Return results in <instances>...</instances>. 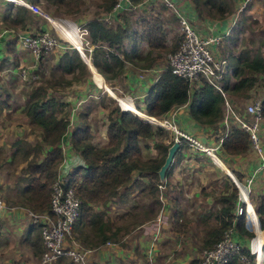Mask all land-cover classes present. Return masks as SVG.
<instances>
[{"label":"crops","instance_id":"0c3cea01","mask_svg":"<svg viewBox=\"0 0 264 264\" xmlns=\"http://www.w3.org/2000/svg\"><path fill=\"white\" fill-rule=\"evenodd\" d=\"M24 1L32 4V2H41L42 0ZM239 1L241 0H233L232 2L229 1L227 4L223 0H206L202 2V8H196L192 2L189 3L187 0H176V3L180 7V11L202 36L225 35L223 46L225 43L228 45L233 43V45L227 46L228 48L231 47L233 50V52L229 53L230 58L232 56H237L239 53L240 42L237 41V39H241L244 34V17L239 21L241 31L237 29V26L235 27L237 18L239 17L237 16L238 12L245 0H242L240 4ZM220 2H223L225 5L222 10L216 12L214 6L220 4ZM11 4L14 7L13 10L10 9ZM19 6L22 5L0 0V85L7 82L9 79L13 82V80L18 78L17 76H19L20 70H25L27 72V69L31 71L27 72L29 77L24 81L30 84L35 83V81L33 82V77H35V79L37 78V80L40 78V75L37 74L40 66L41 73L45 75L42 81H50L46 76L51 75L55 69L56 71H63L61 67L62 56L66 53L72 55L75 51L73 47L64 43L57 47V50L54 53L52 52L53 54L51 53L52 55L49 56L50 58L47 57L48 59H46L43 57L37 60L28 50L21 48L18 44V37L22 34L32 32L34 24L30 22H32L36 14L31 12V19L28 23H25V28H23L21 22H12V18H15L16 15V7ZM210 6L211 10L209 9ZM36 9L39 10L37 7ZM209 11L211 12L207 13ZM115 22L122 23L120 16ZM41 23L42 22L39 23L40 30L46 31ZM75 24L77 25L78 23H68L58 30V34L63 35L60 36L63 39L69 40L76 49H79V51L83 53L96 81L100 78L102 82L99 86L105 87V90L110 93V88L103 79L104 77L102 78V76L95 71L90 58L85 54L84 47L79 41L80 38H78L79 34L74 27ZM11 45L14 47L13 50H11ZM231 60L229 61L230 63ZM124 69L125 71L117 78H113V80H117L118 82V78H121L123 80L121 83L125 82V85L134 93V98L138 101L139 107L144 109L146 96L164 68L159 65H153L147 70V73H141L142 70L139 67L126 62ZM58 81L59 80L54 77L50 82L57 83ZM23 88L25 90L28 89V87L25 88V86H21L20 89L23 90ZM23 94L25 100H29V95L26 93ZM112 96L117 98L116 95ZM3 100V96L0 95V101ZM6 100L8 102V107H10L8 99ZM109 108H103V117L105 118H103V127L100 125L99 128V132L101 133H94V129L91 128L92 144L96 147H102L108 144L107 114L109 113ZM6 110L7 112L11 111L9 109H4V111L0 113V116H5L4 113ZM74 110L75 108L73 112ZM224 116L223 119L216 124H201L192 118L189 104H186L174 108L162 118L169 119L176 123L180 129L201 141L206 147L214 148V153L210 155L196 147L187 148L180 146L172 164L166 171L164 179L160 181V184L165 186L164 189L160 190L158 186L156 193L150 195L149 199H151V201L149 204H153V207L150 208L151 210H149V212L153 211L152 215L142 220L140 224H138L139 226H136V230H131L135 227L131 225L130 231H126L124 230L125 227L129 226H114L110 222L103 221V218L99 215L102 209H107L105 212L108 214V211L113 208L112 205H116V203L127 204L129 200L133 201L134 197L141 192V190L135 187V184L126 194H124L125 188L121 187L117 189V194L110 196L105 203L94 204L92 206L93 213L101 218L102 222L107 223L111 227V230L108 231L107 234L111 235L116 229H120V231L118 239H109L105 244L100 242L101 238L97 236L98 230L95 231L96 237H93V239L90 238L92 243L89 244L91 247L88 248L91 251L88 256V262L90 264H195V262H197L194 255L199 256V251L195 248L196 246L189 243L188 239L192 229L189 232L183 231L180 233L173 231L176 214L179 213L181 217L180 221H184L183 223L188 226V229L185 231H188L190 228L207 227L211 222H216L215 226L211 225L212 228L218 227L220 224L219 219L222 217L220 212L223 207L227 206L219 199L222 195L228 196L231 192L230 185L233 183L235 184L232 176H235L237 179L236 176L238 174L241 178L243 177L242 179H245L252 174L259 164V159L256 163H252V146L247 153L240 155H230L222 149L221 140L227 137L232 126L237 125L232 118L226 123ZM80 121H82L81 117L77 118L74 123L72 120L70 121L71 125L69 130L61 143L64 159L60 165H58L56 169L57 173L61 170L69 174L77 167L85 166L83 158L71 145L72 133L77 127L82 126V122L80 123ZM161 129L163 131L162 134H155V136L151 138L140 140V152L136 154L140 160L147 161L149 159L159 158L162 156V146L171 147L167 144L163 128ZM22 131H27V126L20 132ZM18 140L19 139H0V151L3 150V154L0 157V194L5 199V207L0 215V264L34 261L43 250L40 227L33 223L31 217L32 211L15 200V197L23 195L22 190H24L27 184L25 169L33 153L29 155L27 161L19 165L14 164L15 169L12 176L10 174L11 169L8 170L6 168L12 165L14 160L12 145L16 142L18 143ZM30 140L31 138H25V143L28 144ZM46 149L47 148H45V150ZM44 156L45 155L41 153L40 158L43 159ZM1 158L6 159L2 161ZM141 175L142 174L139 172H136L134 180L139 179L147 183V178ZM3 177L7 179V182H3ZM11 180L13 181L11 182ZM253 192L256 197L264 195V176L259 175L255 179ZM124 197L125 200H123ZM160 205H163L162 209H164L166 216L164 221L158 223L157 213ZM239 206L240 204L235 207V213L233 214H237ZM194 211L198 212V215L192 216L191 212ZM212 213H216V216L214 217ZM226 219L228 220L227 217ZM233 223H235V221ZM96 227L99 228L100 225L98 224ZM92 228L95 229L94 227ZM78 229L84 231L80 233L85 235L86 227L83 226ZM166 230L167 233H165ZM131 231H133L131 235H125ZM236 238L242 244L243 248H248L249 251L252 252L249 246L250 242L247 238L242 237L237 232ZM208 239L209 237L207 238V243L209 242ZM174 246L177 253L175 255H170V249ZM188 255L192 256L190 257ZM255 255L257 254L255 253ZM257 257L259 262V255H257ZM198 260H200L199 257ZM62 261L63 260L59 261L57 264H60ZM253 264H257V262Z\"/></svg>","mask_w":264,"mask_h":264},{"label":"trees","instance_id":"16d2710c","mask_svg":"<svg viewBox=\"0 0 264 264\" xmlns=\"http://www.w3.org/2000/svg\"><path fill=\"white\" fill-rule=\"evenodd\" d=\"M49 1L58 2L59 0ZM116 1H103V8L106 7V13L113 9ZM133 1L134 4H137L139 0ZM193 1L198 3V0ZM10 9H14L12 4ZM16 9L15 18L11 17L12 22H21L22 27L25 28V23L31 19V12H35L23 6L16 7ZM120 20L122 23H114L108 26L103 19L95 18L84 25L94 47L92 52L93 65L107 80L117 78L122 74L126 62L141 67L139 62L145 59L141 50L143 41L146 40L151 49L165 47L160 16L151 19L143 18L141 20L143 31L132 27L127 12L121 13ZM114 48L120 54L115 53L112 50ZM13 49L14 47L11 45V50ZM230 60L229 73L224 82L227 93L235 94L253 87L256 82L255 75L264 74V55L262 53L252 55L247 49H243L239 55L230 57ZM79 66L84 68L85 63L77 50L72 55L66 53L62 56L61 67L63 71L71 73ZM152 66L153 64L145 65V68L150 69ZM116 67H119L120 70L111 75L109 72L115 70ZM233 79H237V81L233 83ZM96 82L98 85L102 84L100 78ZM120 100L122 107L128 111H123L118 106L108 109L107 145L96 147L91 143V128L85 120V114L82 126L77 127L71 136L73 149L81 155L85 162V166L77 167L68 174L70 184L75 187L82 200L81 214L76 226L77 229L83 226L94 227L96 231L98 230L97 236H100V242L103 244L109 239L117 238L120 229H116L115 232L108 235L107 232L111 230V227L93 213L92 205L105 203L110 196L116 195L117 189L121 187L125 188L124 194L128 193L134 184L137 189L154 194L160 185L159 172L165 163L170 147L162 146V156L147 161L140 160L136 155L140 152L139 142L141 139L151 138L155 134H162L163 132L159 126L147 122L150 121L149 116L162 119L174 108L186 104H189L192 118L201 124H216L224 116V98L211 85L203 83L198 87H192L189 82L174 75L169 68H165L151 86L144 101V109L138 106L137 109L134 104L127 105L126 99ZM62 106L63 103L50 97L48 89L43 86L33 89L25 104V115L34 127L42 130L41 143L32 147L33 156L28 160L25 169L27 185L22 190L21 200V205L34 213L50 212L51 185L57 177L56 169L64 159L61 143L71 122L69 118L65 117V114H59ZM7 107V101H0V113ZM221 147L230 155L247 153L251 147L250 134L236 125L232 126L227 137L223 139ZM45 148L47 149L45 150ZM31 152L28 151V155ZM41 153L45 155L43 159L40 158ZM136 172L142 174V177H146L148 182L145 183L139 179L134 180ZM236 177L241 178L238 174ZM230 188L231 192L228 196L222 195L219 199L227 206L221 210L222 217L219 219V226L213 228L208 234L210 245L218 242L223 233L230 228L235 229V232L242 237L249 239L254 237V234L245 228V221L239 216L241 214H233L238 204L242 208H246L245 203H249V201L239 200L240 191L234 183L230 185ZM258 198L260 201L256 206V212L261 229L264 230V195H260ZM249 204L250 219L255 229H258L256 214L251 203ZM180 218V214L177 213L173 225V231L177 233L188 229V226L183 223L184 221H180ZM234 221L235 223H233ZM98 224L100 225L99 228L96 227ZM259 231L261 230H258V236L254 240L256 245L253 250L259 255V258H263L264 235L262 233L264 231L261 233ZM242 255L251 259V263L255 260L249 249L243 248L241 254L231 259L227 264H242L240 259Z\"/></svg>","mask_w":264,"mask_h":264},{"label":"rangeland","instance_id":"374dc122","mask_svg":"<svg viewBox=\"0 0 264 264\" xmlns=\"http://www.w3.org/2000/svg\"><path fill=\"white\" fill-rule=\"evenodd\" d=\"M103 1L104 0H63V1L59 0L57 2V1L42 0L41 2L39 1L32 2L33 5L39 7V10L42 13L41 14L35 13L36 14L35 18L32 19V22H30L31 24H34V27L31 33L33 34L40 33L42 30H40L41 28H40L39 23L42 22L41 24L44 26V29L50 32L57 39V41L59 42V46L66 43L68 46L74 48V45L69 40H66V39L64 40L58 34V30H60V28L64 27L68 23L74 24V22H76L78 23L79 26L83 27L86 23H88L89 21L95 18L102 19L103 16L107 14L106 7L105 9L103 8V5H104ZM187 1L189 3L192 2L196 8H202L203 6L202 2L206 0H201V1L198 0V3H195L193 0H187ZM223 1L228 4L229 1L232 2L233 0H223ZM241 1H239V4L241 3ZM244 3H246V0L244 1ZM137 4H140L137 7V9L127 12V15H129L130 17V22L132 23V27L139 29V31H143V24L141 26V20L143 18L151 19V18L160 16V19L162 21V32L165 38L164 48L151 49L149 44L146 42V40L141 43L142 55H144L145 57L144 61L139 62V66H141L139 68L142 70L141 73H147L148 69L145 68V65L146 66L151 65V64L159 65L165 69L168 67V55L178 50L180 44L183 41L184 35L182 33L180 19L178 18V16L175 14L174 11L166 8L160 0H139ZM224 5L225 4L223 2H220V4H216L214 6L215 11L219 12L220 10L223 9ZM231 5H228V6H231ZM241 7L237 15L239 17L237 18L235 27L237 26V29L241 31L239 27V21L243 17H244L245 26H244V32H243L244 34L242 38L237 39V41L240 42L239 43L240 48L238 50L239 53L237 55H239L240 52L243 51L242 49L244 48H246L249 52H251L252 55H255L257 53H262L264 55V0H253V1L248 2L245 8H243L242 10H241ZM178 9L180 10V7ZM209 9L211 10V6ZM210 12L211 11L207 13H210ZM51 20L53 23L51 22ZM83 37L84 39H83L82 46L84 47V50H85L84 52L85 54H87V56L91 60V63L93 64V59L91 57L93 54L92 52H93L94 47L92 46L90 42L91 40L88 35L86 36L83 35ZM78 38H79V35H78ZM229 45H233V43H230ZM229 45L225 43L223 46L222 44L221 50L223 54L230 61L229 53L233 52V50L231 49V47L229 48L227 47ZM74 49L77 50L76 48ZM56 50L57 49L53 50L52 52L54 53ZM112 50L115 51V53L118 52L117 50H115V48ZM51 53L44 56V58L46 59L50 58L49 56L53 54ZM118 54L120 53L118 52ZM84 63H85L84 68L79 66L75 68L71 73H68L65 71H62V72L56 71L55 69V71H53L51 75L46 76V78L50 81L53 80L54 77H56V79L59 80L57 83H52L50 81H42L45 75L41 73V66H40L39 72L37 73L40 75V78L38 80L37 78L36 79L34 78L33 82L35 81V83L30 84L27 81L25 82L24 80H22V78H20L21 76L19 75L17 76L18 78L16 80H13V82L12 80L9 79L7 82H4L2 85H0V95L3 96L4 100L8 99L9 101L10 107H7L6 109L11 110L10 112H7L6 110V112L4 113L5 116H0V139H3V138L19 139L18 143L16 142L12 145V151L14 153V160L12 162V165H9L6 167L8 170L11 169V172H10L11 176L14 174V169H15L14 164L19 165L22 162L27 161L29 157L28 151H32V147L39 144V142H41V137H42V130L40 128L34 127L31 124L28 117L25 115L24 108L28 100L27 101L25 100L23 93H26L30 96L31 91L37 87L43 86L45 88H48L49 96L63 103V106L61 107L59 111L60 115L62 113L65 114V117L69 118L70 121L72 120L73 123L79 117H81V120H83V116L86 115L85 120L87 121V123H89L90 128L94 129V133L96 132L97 134L101 133L99 132L100 125L101 127H103V118H105L103 117V108L110 107L112 109L118 106L122 110L121 104L119 103L121 102L120 99L124 100V99H127L128 97L133 98V101L135 102V106L139 107L138 101L134 98L135 96L134 93H132L130 89L128 88V86L125 85V82L121 83L123 81L121 78H118V82L117 80H113V79L107 80L106 78H103V75L100 74L97 68L93 65L96 68L95 69L96 72L102 76L107 86L110 88V93H111L110 94L105 90V87L103 86L100 87L97 84L93 72L90 70L88 64H86V62ZM119 70H120L119 67H116L115 70L110 71L109 73L112 75V74H115ZM21 71L22 70H20L19 72ZM28 71H31V70L27 69V72ZM123 71H125V69ZM30 74H33V73H30ZM255 77H256V82H255V85H253V87L240 91L235 94L228 92L229 99L233 102L235 111L239 113L242 117H245L247 121L251 120V117H248L246 115V109L248 105H250L255 99L264 100V74H256ZM236 81L237 79H233L232 82L235 83ZM21 86L23 87L25 86V88L28 87V89L25 90L23 88V90H21L20 89ZM112 95H116L117 98H114ZM75 97H78V98H75ZM74 108L75 110L73 112ZM262 118L263 119L260 124L261 129L259 132V136H260L261 146L263 147V150H264V115ZM81 122L82 121H80V123ZM25 126H27V131H25L27 133H25L24 131L20 132L22 129L25 128ZM164 134H165V131H164ZM25 138L27 139L31 138L28 144L25 143ZM92 141L93 139H91V143ZM252 150L253 151H251V160H252V163H256L258 161V154L256 153V151H254L253 148ZM2 154H3V150L0 151V157L2 156ZM5 159L6 158H1L2 161H5ZM242 178L240 179L237 178L238 182L240 183L239 184L240 186L241 184H244L246 182L247 177L245 179H242ZM13 180H11V182ZM3 182L4 183L7 182V179L4 177H3ZM52 185H51V190H52ZM51 190H50V199H51V192H52ZM151 194L152 193L149 191H144V192L141 191L138 195L134 197L133 199L134 202L132 200H129L127 204H119V203L117 204L116 203V205H112L113 208H111L108 211L109 212L108 214L105 212L107 211V209L105 210L102 209L100 210L99 215L100 217L103 218V221L108 222V223L110 222L114 226H117V225H120L121 227L129 226V227H125L124 230L126 231L128 230L130 231L131 225L135 226L131 230H136L137 229L136 226H139L138 224H140L142 220H144L149 215H152L153 213V211L149 212V210H151L150 208L153 207V204H149L151 201V199H149ZM239 194H240L239 200H241V192H239ZM21 197L22 196L15 197V200H17L19 204H21V200H22ZM258 197L259 196L256 197L255 193L253 192V187L251 189V192H249L248 195H245L244 193L242 195V199L249 201V203H251L252 208L254 209L256 213L255 216L257 218L258 229L257 228L255 229V227L252 226L250 222L251 219L250 220L247 219L248 215L250 216V214H249L248 207L246 206V204H245L246 208H242V206L240 205V208H242L243 210H242L241 215L239 216H241L242 219L245 221V228L254 234V237H252L251 239L247 238L248 241L250 242V245H249L250 250L252 251L256 245V242H254V240L258 236V230L260 229L261 231H264L263 229H261L259 217L256 212V206L258 205L260 201ZM2 199L5 202L4 197H2ZM123 200H125V197L123 198ZM162 206L160 205L158 207V213H157L158 223H160L161 221H164L165 216H166L165 215L166 213H164V209H162L163 208ZM42 213H46V212L45 211L36 212V214H42ZM215 214L216 213H212L214 217L216 216ZM237 214L239 213L237 212ZM191 215L192 216L198 215V212L196 211L191 212ZM111 219L113 222L111 221ZM215 224L216 222L214 223L211 222V224H209L207 227L204 226V227L190 228L188 231H184V232H189L192 229V231H190L189 233V238H188L189 243L196 246L195 248H197L199 251V256L194 255L197 261L195 262V264H200V260H198V257L199 259L201 258L202 250L208 247H212L214 245V244L210 245L209 243H207V238H208V234L213 229L211 225L215 226ZM93 230H94V233H93ZM81 231L82 230H79V229L77 230V226L75 225L74 230H73L72 239H69V242L70 243L73 242L81 247L88 249L91 247L89 244L92 243L90 238L93 239V237H96L95 236L96 229H93L92 227H86L85 235L80 233ZM261 231L259 232L261 233ZM132 233L133 231L126 233L125 235H131ZM165 233H167V230L165 231ZM262 234L264 235V232ZM118 238L119 236L116 239ZM111 240H115V237L112 238ZM252 246H253V249H252ZM170 251H171L170 255H175L177 253V250H175V246L172 247ZM250 253L255 258L252 264L256 263V255L253 254L252 252ZM188 256L191 257L192 255H188ZM261 259L262 258H260L259 262H261ZM248 260H249V263H243V262L242 263L251 264L250 262L251 259L248 258ZM60 264H76V263L72 261L71 259H66L60 262Z\"/></svg>","mask_w":264,"mask_h":264},{"label":"built area","instance_id":"2783aa9c","mask_svg":"<svg viewBox=\"0 0 264 264\" xmlns=\"http://www.w3.org/2000/svg\"><path fill=\"white\" fill-rule=\"evenodd\" d=\"M5 1L20 4L35 13H42L40 10L36 9V7L39 9L38 6L32 5L24 0ZM160 1L166 8L171 9L178 16L184 35L178 50L168 55L167 68H169L174 75L189 82L192 87H198L203 83L211 85L224 98L225 122L228 123V120L232 118L237 123L236 126L250 134L251 146L258 154L259 164L252 174L247 177L246 182L241 184L242 187L239 185L240 183L235 176H232L236 186L241 192V200L243 201L242 195L245 193L244 191L249 194L255 183V179L259 175L264 176V150L261 146L259 136L261 129L260 124L264 115V100L255 99L248 105L246 115L251 117L250 121H247L245 117L237 113L234 109L233 102L229 99L224 84L230 69V62L221 51L225 35L202 36L189 22L187 17L178 9L179 6L176 0ZM250 1L253 0H246L241 10L245 8L246 4ZM140 4H134L133 0H117L113 9L105 14L102 19L106 25L110 26L116 23L115 21L121 13L133 11L137 9ZM74 27L79 34V41L81 45H83V35H88V31L84 26L81 27L78 24H75ZM18 44L21 48L28 50L37 60L42 59L59 47L57 39L48 31H41L37 34H22L18 37ZM19 75L22 80H27L29 77L25 70L19 72ZM34 78L35 77H33V79ZM131 99L135 106L133 98ZM122 110L128 111L123 107ZM149 117L150 121L147 122L164 129L165 139L170 146L178 142L182 147H196L205 153L213 155L214 148L206 147L201 141L180 129L176 123L169 119ZM222 141L223 140H221V145ZM164 187L165 186L162 184L159 185L160 190L164 189ZM51 191L50 212L42 214L31 212L33 223L40 226L43 246L41 255L34 261L12 264H57L59 261L66 259H71L76 264H90L88 262V256L91 251L73 242H69V239H72L73 230L80 218L82 209V200L77 194L75 187L70 184L69 175L59 170ZM4 207L5 202L0 195V215ZM242 210L243 209L239 206L237 212L241 214ZM247 219L250 220L249 215ZM250 222L253 226V222L251 220ZM242 249V244L236 238L235 229L230 228L223 233L219 241L212 247H208L202 251L200 264H227L231 259L240 255ZM252 253L255 254V251L253 250ZM240 259L243 263H249L245 255H242ZM256 262L257 264H261V262H258L257 255Z\"/></svg>","mask_w":264,"mask_h":264},{"label":"water","instance_id":"95a60500","mask_svg":"<svg viewBox=\"0 0 264 264\" xmlns=\"http://www.w3.org/2000/svg\"><path fill=\"white\" fill-rule=\"evenodd\" d=\"M77 51L80 53V55H81L83 61L86 62V64H88V62L86 61L85 56L83 55V53L80 52L79 49H77ZM93 67H94V66H93ZM94 68H95V67H94ZM95 69H96V68H95ZM95 71H96V70H95ZM136 116H137V115H136ZM179 148H180V144H179L178 142H175V143L170 147L169 152H168V155H167L166 160H165V163H164V165L161 167V170H160V172H159L161 179H164L165 174H166V171H167V169L169 168V166L172 164L173 159H174V157H175V154H176V152L179 150ZM218 162H219V161H218ZM222 165H223V164H222ZM255 214H256V213H255Z\"/></svg>","mask_w":264,"mask_h":264},{"label":"bare ground","instance_id":"6f19581e","mask_svg":"<svg viewBox=\"0 0 264 264\" xmlns=\"http://www.w3.org/2000/svg\"><path fill=\"white\" fill-rule=\"evenodd\" d=\"M40 12H41V11H40ZM125 98H127V97H125ZM125 103H126L127 105H133L132 99L129 98V97L126 99ZM140 116H141V115H140ZM143 118H144V117H143ZM244 192H245V193H244L245 195H248L246 191H244ZM245 204L247 205V207H249V205H250L249 203H245Z\"/></svg>","mask_w":264,"mask_h":264},{"label":"clouds","instance_id":"9594fccd","mask_svg":"<svg viewBox=\"0 0 264 264\" xmlns=\"http://www.w3.org/2000/svg\"><path fill=\"white\" fill-rule=\"evenodd\" d=\"M255 213V212H254ZM264 246V245H263ZM263 252H264V250H263ZM263 260H264V256H263ZM263 260H262V262H263ZM262 262H261V264H262Z\"/></svg>","mask_w":264,"mask_h":264}]
</instances>
